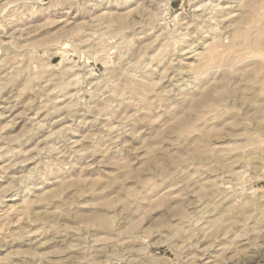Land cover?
I'll return each instance as SVG.
<instances>
[{
  "label": "rangeland",
  "instance_id": "374dc122",
  "mask_svg": "<svg viewBox=\"0 0 264 264\" xmlns=\"http://www.w3.org/2000/svg\"><path fill=\"white\" fill-rule=\"evenodd\" d=\"M247 263L264 0H0V264Z\"/></svg>",
  "mask_w": 264,
  "mask_h": 264
},
{
  "label": "bare ground",
  "instance_id": "6f19581e",
  "mask_svg": "<svg viewBox=\"0 0 264 264\" xmlns=\"http://www.w3.org/2000/svg\"><path fill=\"white\" fill-rule=\"evenodd\" d=\"M182 35H183V34H182ZM184 35H185V34H184ZM184 35H183V36H184ZM188 35H189V33H188ZM179 37H180V36H179ZM214 38H215V37H214ZM194 51H195V50H194ZM148 80H149V79H148ZM160 80H161V79H160ZM252 262H253V261H252ZM248 263H249V262H248ZM248 263H247V264H248ZM251 264H252V263H251Z\"/></svg>",
  "mask_w": 264,
  "mask_h": 264
}]
</instances>
